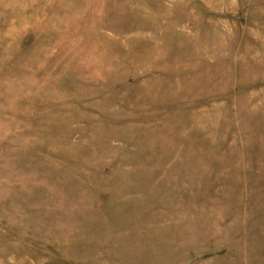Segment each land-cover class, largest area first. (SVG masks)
I'll return each mask as SVG.
<instances>
[{"label": "rangeland", "instance_id": "rangeland-1", "mask_svg": "<svg viewBox=\"0 0 264 264\" xmlns=\"http://www.w3.org/2000/svg\"><path fill=\"white\" fill-rule=\"evenodd\" d=\"M0 264H264V0H0Z\"/></svg>", "mask_w": 264, "mask_h": 264}]
</instances>
